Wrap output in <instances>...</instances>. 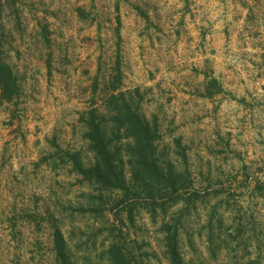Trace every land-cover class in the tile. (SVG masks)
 Returning a JSON list of instances; mask_svg holds the SVG:
<instances>
[{"label": "rangeland", "instance_id": "obj_1", "mask_svg": "<svg viewBox=\"0 0 264 264\" xmlns=\"http://www.w3.org/2000/svg\"><path fill=\"white\" fill-rule=\"evenodd\" d=\"M0 56L19 83L0 88V264H61L56 227L73 264H111L114 241L171 264L166 222L188 264H264V0H0ZM113 91L190 180L166 213L75 166Z\"/></svg>", "mask_w": 264, "mask_h": 264}, {"label": "trees", "instance_id": "obj_2", "mask_svg": "<svg viewBox=\"0 0 264 264\" xmlns=\"http://www.w3.org/2000/svg\"><path fill=\"white\" fill-rule=\"evenodd\" d=\"M0 88L1 97L6 101H12L19 94L18 76L1 56ZM114 91L106 100V114L92 109L84 118L88 125L86 137L96 154L94 164L85 167L76 162L75 166L86 180L96 182L103 188L123 191L125 197L121 202L132 195L134 200L148 201L151 206L146 207L151 213H166L169 207L188 199L184 194L190 180L183 172L175 170L171 162L162 161L159 157L156 142L161 134L157 120L151 121L138 107L134 108L124 91ZM124 155L128 157L127 164L130 166L129 180ZM194 194L199 195L197 192ZM135 208L133 205L127 208L130 219L134 216ZM163 228L165 252L171 264H188L181 253L177 227L166 222ZM67 247L62 232L56 227L55 248L61 264H73ZM107 254L111 264H136L125 246L118 241L110 245Z\"/></svg>", "mask_w": 264, "mask_h": 264}]
</instances>
